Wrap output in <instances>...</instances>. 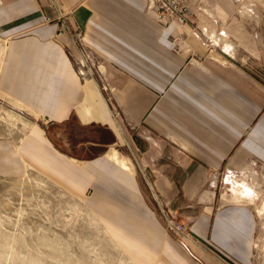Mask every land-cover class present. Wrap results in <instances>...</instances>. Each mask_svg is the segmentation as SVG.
Wrapping results in <instances>:
<instances>
[{
    "label": "crops",
    "instance_id": "obj_1",
    "mask_svg": "<svg viewBox=\"0 0 264 264\" xmlns=\"http://www.w3.org/2000/svg\"><path fill=\"white\" fill-rule=\"evenodd\" d=\"M205 1L177 29L145 12V0H0V93L44 118L20 146L0 137V174L18 173L22 157L75 193L89 185L94 211L138 264H258L257 209L214 182L219 171L264 168V84L253 77L264 70V0ZM176 36L183 51L173 50ZM75 38L91 77L76 72ZM127 128L152 196L214 257L164 235L119 160Z\"/></svg>",
    "mask_w": 264,
    "mask_h": 264
},
{
    "label": "rangeland",
    "instance_id": "obj_2",
    "mask_svg": "<svg viewBox=\"0 0 264 264\" xmlns=\"http://www.w3.org/2000/svg\"><path fill=\"white\" fill-rule=\"evenodd\" d=\"M145 12L151 13L146 3ZM51 19L50 22L43 21V24H55L56 22ZM203 28L204 26L202 30ZM62 32L58 28L56 36ZM203 33L207 36L205 39L208 44L217 49L220 47V40L215 31L206 28ZM57 39L53 38L55 42ZM181 42L177 36L173 37L174 51H183ZM6 45L7 40L0 38V66ZM43 125L44 118L0 93V137L10 140L14 137V143L20 146L31 127ZM128 126L136 130L135 126ZM132 130L127 128L124 131L125 137L122 136L120 139L117 147L120 152L119 160L123 162L121 165L127 168L123 158L128 159L127 164L133 168L146 191L145 200L160 223L164 235L173 236L198 259L209 257L208 254L214 257L197 240L194 239L195 243L184 244L179 235L168 228L164 214L177 225L184 224L173 215V212L168 211L169 208L164 207L159 199L152 196L140 170L139 153L130 137ZM107 155L117 157V152L113 151ZM20 164L21 169L18 173L0 174V264H138L112 238L110 231L108 232L106 225L94 211L91 206L93 190L89 185L81 193H75L42 171L28 165L22 157ZM226 175L228 173L225 171L217 172L214 182L217 193L225 192L229 201L253 203L257 209L259 232L255 245V259L258 264H264V210L258 212L264 199V169L262 165L256 163L236 174L235 178L228 179ZM236 192L239 193L237 196L234 195ZM256 193L257 199L250 201L254 199L253 195ZM106 224H109L108 221ZM184 226L189 228L187 224Z\"/></svg>",
    "mask_w": 264,
    "mask_h": 264
},
{
    "label": "built area",
    "instance_id": "obj_3",
    "mask_svg": "<svg viewBox=\"0 0 264 264\" xmlns=\"http://www.w3.org/2000/svg\"><path fill=\"white\" fill-rule=\"evenodd\" d=\"M148 10L154 15L155 20L161 23L164 27H176L177 29L183 28L187 23V17L191 13L193 6L201 7L205 5V0H145ZM45 22H50V18L45 16ZM76 40L72 39L73 44L76 47L78 53V59L76 60L77 72L81 77L91 76V70L88 67L89 57L82 47L76 45ZM131 151V150H130ZM264 169V168H263ZM234 174L228 172L227 177L231 179ZM233 178V177H232ZM163 214L164 211L162 210ZM167 221L168 228L174 230L181 238V242L195 243V238L190 234L187 227L184 225H177L172 219H169L164 214ZM195 239V240H194Z\"/></svg>",
    "mask_w": 264,
    "mask_h": 264
},
{
    "label": "trees",
    "instance_id": "obj_4",
    "mask_svg": "<svg viewBox=\"0 0 264 264\" xmlns=\"http://www.w3.org/2000/svg\"><path fill=\"white\" fill-rule=\"evenodd\" d=\"M253 77L264 84V70L253 72Z\"/></svg>",
    "mask_w": 264,
    "mask_h": 264
},
{
    "label": "bare ground",
    "instance_id": "obj_5",
    "mask_svg": "<svg viewBox=\"0 0 264 264\" xmlns=\"http://www.w3.org/2000/svg\"><path fill=\"white\" fill-rule=\"evenodd\" d=\"M107 178H110V177H107ZM257 195V193H256ZM135 197V196H134ZM134 199V198H133ZM135 236H138V234H134ZM127 237H130V234L129 235H126ZM116 238H119V239H122L123 242H125V235L123 233H118L117 235H115Z\"/></svg>",
    "mask_w": 264,
    "mask_h": 264
}]
</instances>
